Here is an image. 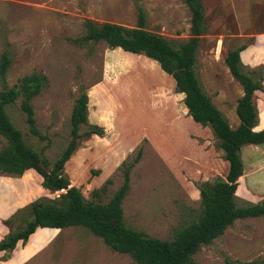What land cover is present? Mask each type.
Wrapping results in <instances>:
<instances>
[{"label": "rangeland", "instance_id": "1", "mask_svg": "<svg viewBox=\"0 0 264 264\" xmlns=\"http://www.w3.org/2000/svg\"><path fill=\"white\" fill-rule=\"evenodd\" d=\"M201 4L206 32L199 37L194 70L202 90L234 128L235 101L242 91L223 57L227 49L244 44L243 70L261 75L264 89V0ZM137 5L145 12L146 28L170 44L189 37L190 14L183 0H0V58L3 52L9 57L0 90L23 75L45 77L31 99L40 137L29 133L19 98L6 105L5 112L23 142L50 163L69 138V114L83 90L86 121L101 127L102 133L79 139L64 162L62 173L69 186L87 200L105 203L122 182V162L132 163L120 204L123 223L169 239L196 217L199 185L222 178L226 161L210 128L192 121L183 93L175 91L173 79L160 73L156 61L119 47L110 49L102 41L78 40L86 19L134 26ZM253 103L259 128L264 123V91L254 94ZM4 144L0 135V148ZM239 155L243 169L235 203L259 202L264 199V144L243 146ZM107 180L99 198L92 197L91 191ZM39 181L31 170L20 176L0 173V236L23 226L27 214L21 211L28 202L59 193L42 190ZM14 213L16 218L9 222ZM3 229L7 231L1 235ZM17 247L1 253L0 264H136L83 226L38 228L24 248ZM192 259L194 264H264V216L235 219Z\"/></svg>", "mask_w": 264, "mask_h": 264}, {"label": "trees", "instance_id": "2", "mask_svg": "<svg viewBox=\"0 0 264 264\" xmlns=\"http://www.w3.org/2000/svg\"><path fill=\"white\" fill-rule=\"evenodd\" d=\"M188 8L189 37L177 44H170L159 34L146 28L145 12L137 5L134 26L126 27L117 23H94L84 20V34L79 41H102L108 48L141 54L155 60L160 69L174 81L175 91L183 93V103L191 119L201 126H208L223 152L227 169L222 178L205 181L199 185L200 209L196 217L179 227L169 239H158L142 231L127 227L122 220L121 200L128 189V170L131 164L122 162L123 179L117 190L105 202L85 199L78 188L69 186L68 177L62 173L64 162L76 149L77 142L89 134L100 135L102 128L86 121L87 95L80 90L74 99L69 114V138L60 154L50 163L39 152L27 146L20 130L10 122L5 106L19 98V108L24 115L30 134L40 137L35 126L31 99L39 92L45 77L30 73L18 78L12 86L0 90V135L5 144L0 148V173L20 176L31 170L40 178L39 187L45 191H59L52 197H39L28 202L22 209L27 217L23 226L9 229L0 239V252L7 253L16 244H24L38 228L56 230L67 226H83L112 250L127 254L136 264H194L192 255L201 245L210 243L221 235L235 219L264 216V199L247 205H236L234 193L238 191L237 179L242 174L239 151L245 145L264 143V126L254 130L257 114L253 103L256 91H264L261 75L243 70L241 44L227 49L223 57L230 75L241 87L236 99L234 112L238 124L232 128L220 110L202 90L194 70L199 37L206 32L201 0H183ZM9 57L3 52L0 58V75L3 79ZM84 126L83 130H80ZM139 152L136 153L138 158ZM91 191L98 199L105 191V184ZM237 187V189H236ZM17 214L8 218L14 221ZM55 228V229H52ZM223 264H246L224 261Z\"/></svg>", "mask_w": 264, "mask_h": 264}, {"label": "crops", "instance_id": "3", "mask_svg": "<svg viewBox=\"0 0 264 264\" xmlns=\"http://www.w3.org/2000/svg\"><path fill=\"white\" fill-rule=\"evenodd\" d=\"M129 53V52H128ZM137 56L138 55H141V54H136ZM240 55H241V53H240ZM145 57V56H144ZM146 58V57H145ZM148 59V58H147ZM158 65V64H157ZM159 66V65H158ZM159 69H160V67H159ZM160 71V73L161 74H166L164 71H162L161 69L159 70ZM256 92H258V91H256ZM255 92V93H256ZM183 105H184V103H183ZM185 106V105H184ZM193 121V120H192ZM264 126V123L263 124H261V126H259V128H256L255 126H254V130H259V129H261L262 127ZM262 144H264V143H262ZM261 145V144H260ZM246 146V145H245ZM248 146V145H247ZM252 146H259V145H252ZM243 147V146H242ZM241 147V148H242ZM202 152V151H201ZM225 161V160H224ZM225 165H223V167H224V171H226V169H227V164L226 163H224ZM0 227H1V225H0ZM7 230L6 229H3V231L1 232V235H3V234H5V232H6ZM0 237H2V236H0ZM30 238H31V234H30V236H29V239L27 238V243H28V241L30 240ZM27 243H25V245L27 244ZM24 245V244H23ZM23 245H19L17 248H18V250H20V249H22V247L24 248L25 247V245L23 246ZM16 247L14 248V250H16ZM18 252V251H17ZM0 254H1V252H0ZM9 260V259H8ZM7 260V261H8Z\"/></svg>", "mask_w": 264, "mask_h": 264}, {"label": "bare ground", "instance_id": "4", "mask_svg": "<svg viewBox=\"0 0 264 264\" xmlns=\"http://www.w3.org/2000/svg\"><path fill=\"white\" fill-rule=\"evenodd\" d=\"M115 48H117V47H115ZM126 52V51H125ZM132 54V53H131ZM136 55V54H135ZM155 61V60H154Z\"/></svg>", "mask_w": 264, "mask_h": 264}]
</instances>
